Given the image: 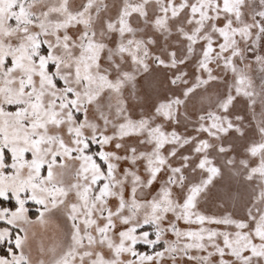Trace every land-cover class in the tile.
I'll list each match as a JSON object with an SVG mask.
<instances>
[{"label": "snow or ice", "instance_id": "obj_1", "mask_svg": "<svg viewBox=\"0 0 264 264\" xmlns=\"http://www.w3.org/2000/svg\"><path fill=\"white\" fill-rule=\"evenodd\" d=\"M0 264H264V0H0Z\"/></svg>", "mask_w": 264, "mask_h": 264}]
</instances>
